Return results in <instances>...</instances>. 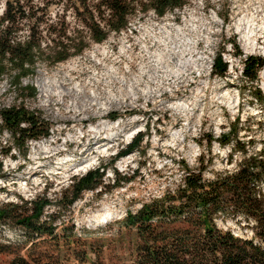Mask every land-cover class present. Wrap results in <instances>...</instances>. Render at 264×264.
<instances>
[{
    "label": "rangeland",
    "instance_id": "obj_1",
    "mask_svg": "<svg viewBox=\"0 0 264 264\" xmlns=\"http://www.w3.org/2000/svg\"><path fill=\"white\" fill-rule=\"evenodd\" d=\"M66 1L30 4L40 20L45 12L55 23L64 15L69 35L79 30L88 40L85 51L54 66L41 63L34 78L24 79V85L36 86V98L11 86V75L0 78V207L15 204L31 214L27 197L32 203L49 200L43 214L55 218L56 235L24 239L12 217L0 221V241L8 245L13 234L22 255L56 264H137L143 241L125 224L127 211L175 192L189 169L201 171L207 181L235 170L241 155H230L237 141L252 152L264 148V67L257 81L244 76L247 57L264 60V39L251 51L238 30L240 23L243 29L245 22L263 17L264 0H187L162 18L152 9L139 11L127 29L102 43L88 39ZM6 2L0 1V17ZM29 29L25 22L19 37ZM219 54L229 65L226 75L213 72ZM16 106L48 121L50 135L28 139L19 149L1 118L2 110ZM102 122L111 127L97 133ZM139 132L144 134L140 146L121 155ZM224 134L232 139L226 145L219 142ZM101 143H107L105 156L97 153ZM96 155L87 171L64 166L57 177L46 175L57 159L70 156L85 164ZM100 167L105 168L102 183L71 202L74 183ZM104 212L116 218L96 229L95 215ZM217 222L238 236H253L245 219ZM10 258L2 255L1 261Z\"/></svg>",
    "mask_w": 264,
    "mask_h": 264
},
{
    "label": "trees",
    "instance_id": "obj_2",
    "mask_svg": "<svg viewBox=\"0 0 264 264\" xmlns=\"http://www.w3.org/2000/svg\"><path fill=\"white\" fill-rule=\"evenodd\" d=\"M30 1L17 0L15 3L7 0L0 17V78L11 75V86L26 93V97L36 98V86L33 83L24 85V79L34 78L41 63L54 66L83 53L89 43L79 30L75 35H69L71 29L64 15L55 23L50 22L49 14L45 12L40 20L42 18L35 14V6ZM186 3L187 0H67L66 10L73 8L74 16L88 33L89 40L102 43L112 33L120 34L127 29L132 16L139 11L152 9L162 18L182 9ZM25 22L30 24L29 35L21 38L19 33ZM47 37H50L49 42H44ZM234 45L238 48L235 42ZM228 67L219 54L213 72L226 75ZM263 67L262 58L247 57L244 76L257 81ZM1 118L19 149L28 139L47 138L51 132L48 121L23 107L4 109ZM143 138L144 134L139 132L128 149L120 154L138 148ZM231 140L224 134L219 142L226 145ZM10 152L11 148L7 154ZM236 152L241 158L235 170H226L207 181L201 171L189 169L175 192H167L145 203L136 212L128 211L124 222L136 228L143 241L137 264H264V148L252 152L245 143L237 141L231 148V158ZM101 169L89 171L74 183L71 202L102 183L105 168ZM48 201L31 203L28 208L31 214L15 204L0 207V221L7 223L13 217L25 230L27 240L32 242L46 235L54 237L55 218L42 220ZM219 218L245 219L247 226H252L253 236L244 238L219 227ZM2 255L11 256L6 264H56L43 257L24 256L17 245L0 242V264H4Z\"/></svg>",
    "mask_w": 264,
    "mask_h": 264
},
{
    "label": "bare ground",
    "instance_id": "obj_3",
    "mask_svg": "<svg viewBox=\"0 0 264 264\" xmlns=\"http://www.w3.org/2000/svg\"><path fill=\"white\" fill-rule=\"evenodd\" d=\"M245 21H246V19H245ZM238 30L239 31L241 30V32H242V34H243L242 36L246 41L247 48L250 49L251 51L252 50L257 51L259 48H261V47H259L258 42H260V39H264V15L258 22H256V21H254V22L248 21L247 23L245 22V27L243 29H242L241 23H240V25H238ZM123 54H125V53H123ZM117 123L118 122H116L115 125ZM100 124L103 126V128L102 127L99 128L97 126L94 128L97 133H101L103 131V129L111 127L110 124H107L104 122H102ZM92 131H94V130H92ZM134 132H132V133L130 132L131 134H129V135L132 136ZM178 135H179L178 131L174 132L173 138L176 139L177 137H179ZM130 136H129V138H130ZM106 146H107V143H101V146L98 147L97 153H100V154L105 156L106 152L108 151V148ZM84 152H86V150ZM84 152L82 154H84ZM96 158H97V155L95 157L90 158L87 162H85V164L84 163L79 164L76 161L74 162V160H76V159L71 158L70 156L68 158H64V159H57L55 161L56 165L51 167V169L49 168L48 169L49 174H46V175L48 176L50 174L57 173L64 166L65 167H79L80 166V168H82L84 171H87L91 166H93L96 163L95 162ZM126 162H128V161L126 160ZM66 172H68V171H66ZM109 216H110V212H104L102 214H96L95 215L96 221L101 220L103 222L106 221L108 218H110ZM103 222H101V223H103Z\"/></svg>",
    "mask_w": 264,
    "mask_h": 264
},
{
    "label": "built area",
    "instance_id": "obj_4",
    "mask_svg": "<svg viewBox=\"0 0 264 264\" xmlns=\"http://www.w3.org/2000/svg\"><path fill=\"white\" fill-rule=\"evenodd\" d=\"M56 173H54V174H50V175H48L50 178H54V177H57L56 175H55ZM58 175H61L60 173L58 174ZM28 184L26 183V186H27ZM27 191H29V190H27ZM26 199H28V200H25L26 202H28V203H30V205H31V203L32 202H29V200L30 201H33V199L32 198H30V197H27ZM22 202H23V200H22ZM143 206V205H142ZM127 213H128V211L125 213V217L124 218H126V216H127ZM110 218H108L106 221H104L103 223H99V222H95V228L97 229L98 227L99 228H101V227H103V226H106L107 224H109L110 222H112V219L114 220V218H116L115 216H113L112 214H110V216H109ZM42 220H49L50 221V218H48V219H44V215L42 216ZM107 222V223H106ZM4 225H6V224H4ZM54 226H55V223H54ZM19 226H17L16 228H18ZM18 233H21V234H23V236H24V239H26V237H27V235H26V233H25V230L22 228V227H19V229H18V231H17ZM10 238H11V240L10 241H8V245H16V244H19L17 241H15V239H14V237H13V234L11 235V236H9ZM1 242V241H0ZM5 242H7V241H5ZM4 242V243H5ZM1 243H3V242H1Z\"/></svg>",
    "mask_w": 264,
    "mask_h": 264
}]
</instances>
